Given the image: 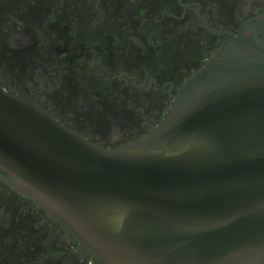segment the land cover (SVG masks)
Wrapping results in <instances>:
<instances>
[{
  "label": "water",
  "instance_id": "obj_1",
  "mask_svg": "<svg viewBox=\"0 0 264 264\" xmlns=\"http://www.w3.org/2000/svg\"><path fill=\"white\" fill-rule=\"evenodd\" d=\"M229 34L114 148L0 86V168L94 264H264V16Z\"/></svg>",
  "mask_w": 264,
  "mask_h": 264
},
{
  "label": "flooded vegetation",
  "instance_id": "obj_2",
  "mask_svg": "<svg viewBox=\"0 0 264 264\" xmlns=\"http://www.w3.org/2000/svg\"><path fill=\"white\" fill-rule=\"evenodd\" d=\"M261 16L264 0H24L0 14V86L114 148L153 129L229 32ZM0 264H94L2 168Z\"/></svg>",
  "mask_w": 264,
  "mask_h": 264
}]
</instances>
